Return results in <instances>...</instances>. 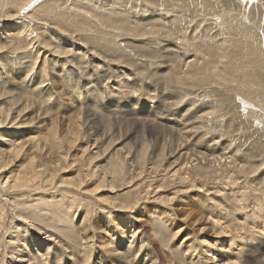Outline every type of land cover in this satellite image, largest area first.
<instances>
[{
	"label": "rangeland",
	"instance_id": "obj_1",
	"mask_svg": "<svg viewBox=\"0 0 264 264\" xmlns=\"http://www.w3.org/2000/svg\"><path fill=\"white\" fill-rule=\"evenodd\" d=\"M23 21L33 30L35 45L29 44L30 38L26 39V27L22 29L21 25L18 31L17 24ZM0 34L4 35L0 38V44L18 36L25 47L14 54L0 52V63L4 65L1 73L6 81L0 84L3 97L0 107H7L11 100H20L21 104L31 102L33 109L21 114L15 128L20 127V132L27 128L38 131L37 140L45 136L55 123L57 136L63 142L61 147L68 153L66 163L55 168L56 188L44 193L43 202L35 206L34 200L40 197L37 192L30 196L26 194L17 202L23 200V205L18 209L26 214L44 215L56 206L63 217L66 216L60 226L65 224V230L71 234L61 238L58 233L54 237L55 242L45 236L34 235L30 248L35 247L41 255L45 253L47 244L57 248L63 246L67 249L68 259L61 264H73L69 260L70 254L82 257L85 251L90 250L89 237H94V249L98 246V250L110 256H113L111 252L114 248H120L121 244L143 238L148 243L150 254L130 258L126 264H151V258L156 264H189L193 253H204V247L208 245L203 246L201 241L207 239L209 246L220 242L219 246L215 245V253L210 255L212 259L220 258L222 262L228 258L236 260L242 251L241 261L238 259L235 264H264V246L260 243L264 241V234L261 237L260 233V224L264 223V0H40L23 10L19 19L1 23ZM26 56L29 58L22 60ZM35 60L37 64L32 73L35 81L39 84L43 82L44 73L47 78L41 86L45 93L42 98L32 92L35 89L31 88L33 82L29 79L25 82L26 74L21 71L24 65ZM207 64L206 74L196 76L193 73ZM171 72H178L186 82V86L178 90L181 95L177 92L180 85L173 88L177 93L169 92L171 89H168L167 78ZM170 105L173 110L168 112ZM22 108L19 106L18 110ZM209 111L212 114L204 118L206 128H201L208 133L205 134L203 130L195 133L191 122L186 124L189 118L193 119V113L200 116ZM87 112L97 113L99 122L82 126ZM31 119L34 121L29 123ZM90 125L98 129L88 131ZM74 126L79 129L77 137L73 136ZM12 131L15 130L0 129V140L4 147L10 143L9 133ZM97 131L100 135L102 132L109 133L108 137L112 135L110 139L107 137L104 142L94 145ZM72 137L76 142L70 146ZM144 142L148 144L149 151L159 152L166 148V155L175 147L178 153L176 158L181 156L180 162L182 160L184 165L190 157L183 155L188 151H197L194 144L200 143L206 147L199 151L212 157L219 154L221 165L213 163L215 167L210 171L197 170L199 161L192 157L188 168L183 166L192 169L191 174L198 179V186L192 192H189L191 189L187 188L188 185H182L179 177L171 179L172 169L180 162L164 172L173 158H167V163L170 162L167 164L165 161L157 171L146 161L141 181L133 187L122 188L118 193L106 188V191L89 198L99 183L95 179H87L79 191L68 187V184L79 182L78 174L84 165L92 163L89 170L94 165L99 166L97 159L93 158L97 146L110 144L109 152L119 150L125 159L124 164L129 166V152L132 153L134 149L131 154L134 155L137 152L134 151L140 149ZM136 143L140 147L137 148ZM87 146L89 149L84 153ZM48 149L51 160H57L58 150L52 146ZM202 161L206 164L204 159ZM25 164L22 161L10 169L2 180L0 198L5 200L8 207L6 225L11 224L13 217L14 226L21 224L16 222L17 217L12 214L13 208L8 202H13L15 198L12 197L16 195L9 189L12 180L9 183L6 180L17 176ZM105 165L107 162L100 163V166ZM242 166H245L244 172H241ZM255 169L259 171L253 174ZM165 173L170 174L165 177ZM129 177L126 176L125 183H129ZM149 185L150 191H155L148 196V201H144L146 204H141L139 213H134L132 217L124 216L130 221L134 217L132 228L136 231V237L131 238L132 235L122 229L120 219L123 216H115L114 213L111 219L115 221L118 231H115V235L105 234L103 229L108 220L99 211L101 201L110 200L111 203L115 199L123 200L135 194L134 188L143 186L142 189H147ZM175 193L179 194L175 196ZM170 198L172 203L167 202ZM73 200L75 206L67 211L61 208L60 202L66 203L63 207H69ZM81 200H85V203ZM90 201L93 205L89 209L87 204ZM79 203L84 204L80 209ZM87 214L93 231L81 228ZM220 224L228 229L225 239L224 235L219 236ZM27 226V232L38 228V225L32 226L30 222H27ZM9 233L4 236L7 242L5 264L11 261L10 252L17 246L8 245ZM13 236L18 235L15 233ZM236 240L243 241L239 248L232 246ZM195 242L201 244L198 247L201 251L194 249L187 252L184 246ZM17 250L20 251L19 263L30 249ZM203 253L198 258L205 264L207 256ZM111 262L118 264L119 258H112ZM52 264H56V261L53 260Z\"/></svg>",
	"mask_w": 264,
	"mask_h": 264
},
{
	"label": "bare ground",
	"instance_id": "obj_2",
	"mask_svg": "<svg viewBox=\"0 0 264 264\" xmlns=\"http://www.w3.org/2000/svg\"><path fill=\"white\" fill-rule=\"evenodd\" d=\"M39 1L40 0H0V25H1V23H4V22H10V21H14L15 19H19L20 14H21V12L23 10H25L26 8L32 6L34 3H37ZM40 7L41 6H39L38 8H40ZM38 8L34 12H36L38 10ZM21 18H23V17H21ZM17 25L19 26L18 27V31L20 30V26L21 25H22V29L23 28L25 29V27H26V31H27L26 39L28 40L30 38L29 39L30 40L29 44L35 43L34 42L35 41V37H33L34 32L31 29V27L29 26V24L27 25V23L25 21H23V22H21V23H19ZM3 26H4V24H2V28H3ZM3 34H0V38H2L4 36ZM17 35H19V34H17ZM10 37L11 36H9L8 38H10ZM21 42H22V39H20L18 36H17L16 39H13V40H8L7 39V41H5V43L0 44V52L7 53L6 51H9L8 53H13L14 54V53H16L18 51H21L20 49L22 47L25 48L24 44H21ZM35 44H33V45H35ZM47 46L48 45L46 44L45 47H47ZM10 49H12V51ZM56 52H58V51H55V53ZM28 56L30 57V55H28ZM28 56L23 57L22 60H26L27 58H29ZM37 59H38V57H37ZM36 60L34 62L32 61L31 64L27 63L28 65H24V67H23V69L21 71L24 74H26V77L24 79L25 82L28 79H29V81L31 80L33 82V84L31 83V88L35 87V89L33 88L34 90L32 92L34 94L37 93V96L39 98H42V96L45 93H44V89H42L41 86H43L45 84V82L47 81V78H46V73H44L43 74V79H44L43 82H40V84H39L37 81H35V78L33 77L32 73L34 72L35 66L37 64ZM208 65L209 64H207L206 66H201L200 68H197L193 73H196L195 74L196 76H200V75L206 74ZM3 66L4 65L2 63H0V84L3 83V82H6V81H4L5 79H3V77H2L3 73H1L4 70ZM158 67H160V66H158ZM178 72L177 73H175V72L169 73L170 75L167 78L168 79L167 83H168V85L170 87L168 89H171V90H169V92H171V94L172 93H177L179 89L182 90L183 87L186 86V84H185L186 82L185 83L183 82L182 77L179 76ZM164 74H166V73H164ZM157 76H159V75H157ZM152 78H154V77H152ZM65 83L67 85V81H65ZM29 84H30V82H29ZM179 85L181 87H177V92L176 91L174 92L173 88H176V86H179ZM1 93H2V91L0 90V100L3 98ZM178 94H180V93L178 92ZM49 97H50V95H49ZM182 99H183V96L181 97V100ZM10 102H11V104H9L7 107H3V106L0 107V129H3V130L6 129L8 131L15 130V131H12V132L9 133V135H10V143L7 145V147H4L3 141L0 140V187L3 188L2 187V183H3L2 180H3L4 176L6 175V173L10 169H12L13 167L17 166L22 161H25L26 164L22 167L20 173L17 176H15L13 178L9 177V178H7L8 180H6V183L7 182L9 183V180H12L11 184H9V186H10L9 189H10V191L16 193V195L12 197V199L15 198L14 201L10 202V200H9L8 202L11 205V207L13 208L12 214H15V216L17 217L18 221H16V222H19V223L21 222L19 227L13 225V221L15 220L14 217L12 219H10L11 224L9 223V224L6 225V216H7V213H8V207H6L5 200H1V198H0V264H5V260L6 259H5L4 256H6L5 247H6L7 242L5 243L4 236H6L7 233H9V232H11V233H9L10 235L8 234V236L10 238V240L8 241V245H12L13 247L15 245H17L16 248H13L12 251L10 252L12 257L10 259L11 261L9 262V264H52L53 260L56 261V264H61V262H63L64 260H65L64 262L66 263V259H68L67 256H66L67 249L65 250L63 248V246L57 248L55 245L52 246V245L47 244V246L44 248V252L45 253L40 255L39 251L37 252L35 247H33V248L31 247L30 248V245H29L30 243L31 244L33 243V241H31V240H33L34 235H38L40 237L41 236H45V237H47L48 240L51 239V241L55 242L56 238H54V237L57 236L58 233L61 236V238H63L67 234H71V233H69V230H65V228H64L65 224L60 226V224H62L61 221L63 222V220H65L66 216L63 217V215L60 213L59 209L56 208V206L54 207V208H56V210H54V208H53L50 213L48 212V213H46L44 215H41V214H26L22 210L18 209L19 207H21L23 205V200H19V202H17V201L21 197H23V198L26 197L25 196L26 194H28L27 196H30L31 193L37 192V193H39L37 196H40V197H39V199L34 200V202H36L35 206H38L40 202H43L42 199H43V197L45 195L44 193L50 192L52 189L56 188L55 179H56L57 175H56L55 168L57 166H59L60 164L66 163V160H67V157H68V153H66L63 150V148L61 147V145H63V142L57 136L58 131H57V126H56L55 123L52 124L51 129H49V132L45 136H40L37 140H36V137H37L36 134H37L38 131L35 132V131H33V129H30V128L22 129L21 132L18 131L20 127L15 128V126L18 124V119L20 118L22 113L27 114L28 112H30L33 109V104L31 102H27V103L24 102V103L21 104L20 100H11ZM179 103L180 102H178V104ZM19 106H22L23 108L21 110H18ZM167 107H169V106H167ZM175 107H174V109H175ZM191 107H193V106H191ZM164 109H166V108L164 107ZM198 109H200V108H198ZM172 110L173 109H171V105H170V107H169V109L167 111L169 112V111H172ZM202 110H205V108H202ZM190 112H191V110H190ZM210 114H212V113H210V111L208 113H206V114H202L201 113L200 116L195 115V113H193L192 114V118L194 119V121H193V119L191 120V118H189L187 120L186 124L191 122V124H192L191 128H192V131H194V132L195 131L198 132L199 130H203L204 128H206L205 125H204L206 116L210 115ZM98 118H99V115L97 113L92 114L90 112H87L86 115H85V120H83L84 123H82V126L83 125L86 126L87 124L88 125L89 124H94L95 121L99 122ZM112 120H115V119H112ZM33 121H34V119H31L29 121V123H32ZM78 122H79V120H78ZM100 122H102V121L100 120ZM151 122H155V121H151ZM216 122H217V120H216ZM109 123H111V121H109ZM112 124H113V122H112ZM95 125H97V124L95 123ZM98 126H100V125H98ZM104 126H105V124H104ZM184 126H185V124H184ZM94 127H93V125L92 126L90 125V128H88V131H90V130L92 131L93 129H96ZM151 127L153 128V126H151ZM74 128H75V131L73 130V136L77 137L79 129L76 126H74ZM191 128H189V129L191 130ZM201 128H203V129H201ZM167 129H169V128H167ZM36 130H38V129H36ZM159 130L160 129L158 127V131ZM114 131H112V132L114 133ZM93 132H95V130ZM163 132H165V131L163 130ZM172 132H174V131L172 130ZM147 133H150V132L147 131ZM155 133H157V131ZM183 133H184V131H183ZM204 133L206 134L208 132L204 131ZM108 134H107V132H102V135H100L99 131H97L96 134H95V137H97V138L93 141L94 145H96L97 143H98L97 145H99V143L104 142V140L108 137ZM111 135L112 134H110V137H111ZM223 135H225V134H223ZM86 137L88 139V136H86ZM110 137H108V138L110 139ZM161 137H162V134H161ZM163 137H164V135H163ZM173 137H175V136H172V138ZM125 138H127V137H125ZM133 138H135V137H132V139ZM150 138L151 137H149V139ZM142 139L144 140L143 137H142ZM120 140H122V139H120ZM124 140H126V139H124ZM124 140H122V141H124ZM137 141H138V139H137ZM137 141H135V142H137ZM75 142H76V140H74L73 137H72L71 138V142H70V146H72ZM171 143H172V146H173V140L171 141ZM104 144L105 143H103L99 148H98V146L96 147L97 152L94 153V157H93V158L97 159V162L99 163V166L98 165H94V168L89 170L90 165L92 163H90L89 166L84 165L82 170L79 171V174H78V178L80 179L79 182L73 183L74 185L68 184V187L74 188L77 191H79L80 188L87 182V179L88 180H90V179L94 180L95 179L99 183H98L97 187L93 191H91V197H89V198H92V196L95 195V194H99V192L104 191L106 188H110V190L112 192L115 191L116 193H118V191L121 190L122 188L125 189V188L133 187L134 185H137L138 181H141V178L143 177L144 172H145V166H147L146 165V161L149 162V163H147L148 165L153 166L152 167L153 169H155V170L157 169L158 170L159 168L162 167V164H164L165 161L167 163V158L168 159H172L173 158V162L165 167L164 172H166L169 169H172V166L175 165L176 163L180 162V159H181V156L176 158V156H178L177 155L178 153H176V148L175 147L170 146V147H172V149L170 150L169 154L166 155V152H167L166 148L163 149L162 151H159V152H157V150L149 151L148 150V144L146 142H144V143H142L143 146H141V148H140L141 150L140 149L135 150L134 152H136V151L137 152L134 153V155H131L133 153L134 149L132 150V153H130L127 150V152H129V155L131 156L130 165L127 166L126 165L127 163L124 164L125 159H124V157L121 156L122 154L120 155V151L119 150L118 151L116 150L115 152L111 153V152H109L110 144L108 146H104ZM154 144H155V142H154ZM130 145H132V144H130ZM50 146H52V148L55 147L58 150L59 158L57 160H55V161L51 160L52 159L51 158V152L48 149ZM137 146L140 147L136 143V147ZM194 146L198 150L197 151L196 150L195 151L192 150V151H194L192 153H189V151H188L187 152L188 154L187 153H186V155L184 154L183 157L189 155L188 157H190V160H191L192 157H195L197 159V161H199L198 164L196 165L197 170L199 169L201 171H204V170L210 171L211 168L215 167V166H212L213 163L214 164L218 163V165H221V161L222 160L220 161L221 158L219 157V154L216 153L218 156L212 157L211 155L206 154L204 151L203 152L199 151V149L205 148L206 147L205 145L200 144V143L199 144L195 143ZM113 147H115V146H113ZM195 147H194V149H195ZM132 148H133V146H132ZM151 148H154V147H151ZM88 149H89V146H87V148L85 149L84 153H86L88 151ZM161 149H162V147H161ZM213 150L215 151V148ZM147 151H149V153ZM183 157H182V159H183ZM195 158H193V159H195ZM201 159H204L206 164L203 163V161L201 162ZM224 159H226V158H224ZM188 160H189V158H188ZM190 160L185 162V165H186L187 168L190 165ZM207 161H208V163H207ZM101 162H107V165L100 166ZM169 162L170 161H168V163ZM191 164H192V162H191ZM185 165H184L183 161L181 160L179 165L177 167H175L174 169H172L171 172L173 174L171 176V179L172 178L173 179L174 178L178 179V177H179L180 178V182L182 183V185H188L187 188L191 189V190H189V192L190 191L192 192L198 186V185H196L198 179L196 178L195 175L191 174L192 173V169H190V168L186 169V167L185 168L183 167ZM86 167H87V169L85 170ZM244 167L245 166L240 167L241 168V172H244V170H245ZM156 171H155V173H156ZM256 171H259V169H255L253 171V174ZM169 174L170 173H167V174L165 173V177H168ZM127 175H130L129 183H125V181H124ZM188 175H189V177L186 178ZM228 184L229 183H227L226 185L228 186ZM47 186L50 189L47 190ZM142 187L134 188L133 191L135 192V194L131 195V197H129V198L127 197V198H125L123 200L115 199V201H111V203H110V200L101 201L102 206H100L101 209H99V211L103 214V216H106V219L108 220V222H107V224L105 226L106 228L103 229L105 234H112L113 233L115 235V231H118V230H116V226L114 225L115 221L113 222L112 219H111L112 216H113V213H114L115 216L116 215L123 216L120 219V221H121L120 222V226L122 227V229H126L127 230V234H131L132 235L131 238H133L136 235L135 229L133 230L134 227L132 228V226L134 224L133 220H135L134 217L130 221V219H128V220L125 219L124 216L132 217L134 213L138 214L139 211H140V208H141L140 207L141 204L145 203L144 201H146V200L148 201V196L153 194L154 193L153 191H155V189L152 192L150 191L151 185H149V187L147 189H142ZM159 188H163V187L159 186ZM160 191H161V189H160ZM230 191H232V190H230ZM178 194L179 193H175L174 195L177 196ZM75 197H76V200H77V196H75ZM170 199L167 200L168 203H172L173 202L172 199L171 200ZM82 201L85 203V200H81V202ZM91 201H90V204H87L88 207L91 205ZM61 204H62L61 208H63L64 211H67L69 208H72L73 206L76 205L75 200H73V203L69 207H63L64 204H66L64 202H62V203L60 202V205ZM79 205L80 206L77 205L78 209H80L81 206H84V204H82V203H79ZM57 207H59V206H57ZM100 207H98V208H100ZM89 209H90V207H89ZM77 212H78V210H77ZM25 216H27V217H25ZM245 216H247V214ZM19 219H22V221H19ZM55 221H58V223H55ZM89 221H91V220H90V217L87 214L84 217V221L82 223L81 228L84 229V230L93 231L94 230L93 226H92L91 222H89ZM27 222H30L32 226L38 225V228L34 229L32 232L31 231L27 232L28 229H29L28 226H27ZM95 223L96 222H94V224ZM216 223L219 225V222L216 221ZM56 224H57V226H54ZM260 225H261V228H260L261 232L260 233H261V237H262L263 234H264V223L260 224ZM95 227H97V226H95ZM258 227H260V226H258ZM100 230H101V228H100ZM218 230H219V236L224 235L223 239H225V236H227V233H228L227 232L228 229L225 228V226L223 228V226L220 224V228H218ZM254 230H256V229H254ZM70 231H71V229H70ZM15 233H17V235L20 236V239H18V236H13ZM175 236L176 235H174V237ZM203 238L206 239V237H203ZM89 239H90V244L91 245H88V247H90L89 248L90 250L85 251L84 255L82 257H74V256H72L70 254L71 257H70L69 260L73 261V264H88L90 260H92L90 264H114V263L111 262V260H112V258H115V257L119 258V263L118 264H126L127 260L130 259V258H136V257L140 258L143 255L147 254L146 256H148V254H150V250L148 248V243L143 238L134 239V241L130 242V243H128V241H127V242L121 244L120 248H118V249L114 248L113 252H111L113 256H110V254H107L105 252H102V251L98 250L97 249L98 246L96 247V249H94L93 248L94 247V243H93L94 242V237H89ZM207 241H208L207 239L201 241V244L203 246L204 245H208L207 247L206 246L204 247L205 248L204 249V253L202 252L203 254H205V256H207L205 264H235L236 260H237V262H238V259H239V261H241L240 259H241L242 251L239 253L240 255L237 256L238 259H236V260L232 259V258L231 259L228 258L227 261L222 262L220 260V258L212 259L210 255L215 253V251H214L215 250V245L217 246V244L220 243V242H217L216 244H214L212 246H209V244H207ZM231 242H232V240H231ZM242 243H243L242 240H236L235 243L232 244V246H237L238 247V246H241ZM248 243H249V241H248ZM260 243L263 244V246H264V241L260 242ZM201 244H199V245H201ZM199 245L196 244V242H195V243H192V244H189V245L186 244L184 246V248H186L187 252L193 251L194 249H195L194 251H196V250H198V251L200 250L201 251V249H198ZM218 246H219V244H218ZM18 248L19 249L23 248L24 250L30 249V251L29 250L27 251L26 256H22L23 258L20 259V260H22V261H20L21 263L20 262L17 263V260L20 257V251L17 250ZM100 249H101V247H100ZM102 249H104V247H102ZM84 250H85V248H84ZM202 253L198 252V255L201 256L200 254H202ZM193 254H195V255H193ZM193 254H192V256H190L191 260H190L189 264H203L201 262L200 258H198V255H196L197 252H195ZM72 257H73V260H71ZM153 260L154 259L151 258V262L152 263L151 262L150 263L151 264H156Z\"/></svg>",
	"mask_w": 264,
	"mask_h": 264
}]
</instances>
